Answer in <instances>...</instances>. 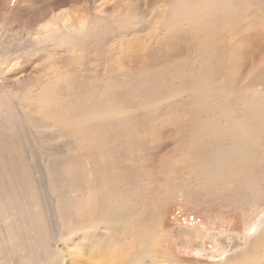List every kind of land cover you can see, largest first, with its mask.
Segmentation results:
<instances>
[{"label": "rangeland", "instance_id": "374dc122", "mask_svg": "<svg viewBox=\"0 0 264 264\" xmlns=\"http://www.w3.org/2000/svg\"><path fill=\"white\" fill-rule=\"evenodd\" d=\"M227 1L0 0V264H264V0Z\"/></svg>", "mask_w": 264, "mask_h": 264}, {"label": "bare ground", "instance_id": "6f19581e", "mask_svg": "<svg viewBox=\"0 0 264 264\" xmlns=\"http://www.w3.org/2000/svg\"><path fill=\"white\" fill-rule=\"evenodd\" d=\"M221 1V0H220ZM183 2V1H182ZM226 2H228L227 0H226ZM184 3V2H183ZM186 5V4H185ZM183 8V7H182ZM204 12V11H203ZM198 13V12H197ZM195 14V13H194ZM199 14H203V13H199ZM199 14H198V16H199ZM184 15V14H183ZM202 16V15H201ZM216 16V15H215ZM185 17V16H184ZM196 17V16H195ZM190 18V17H189ZM188 18V19H189ZM198 18V17H197ZM197 18L196 19H194L195 21L197 20ZM200 19V18H199ZM47 27H49V26H47ZM174 27V26H173ZM47 33V32H46ZM42 35V34H41ZM49 37V36H48ZM3 43V42H2ZM3 45V44H2ZM7 45V44H6ZM21 90V89H20ZM194 111V110H193ZM192 111V112H193ZM263 115H264V112H261V113H256L255 114V117L256 118H259L258 119V121L259 120H262V121H264V117H263ZM6 125H8V124H6ZM6 127V126H5ZM5 127H3V128H5ZM262 129V128H261ZM257 130L258 131H260V129L257 127ZM262 131L264 132V128L262 129ZM15 133V132H14ZM17 133V132H16ZM17 135V134H16ZM225 135V134H224ZM227 135V134H226ZM223 136V135H222ZM230 137H236L237 138V136L236 135H234L233 133L232 134H230L229 135ZM261 136V135H260ZM242 137H248V136H241V135H239L238 136V138H237V141L236 142H238V143H242V141H243V138ZM235 139V138H234ZM185 140V139H184ZM185 142V141H184ZM243 143H245V141H243ZM251 143V142H250ZM253 143V142H252ZM263 144V143H262ZM260 145V144H259ZM259 145L257 146L258 147V150H257V148L255 147V145H252V146H248V148H247V150H246V152L247 153H249V154H255L256 153V151L258 152V154L260 153V152H262L261 151V149H262V147L261 148H259ZM236 150H240V149H236ZM226 151H224V153H225ZM222 153V152H221ZM223 155V154H222ZM226 155H227V153H226ZM220 156V155H219ZM240 157L242 156V155H239ZM256 156H258V155H256ZM221 159H223V158H221ZM231 160H233V159H231ZM237 160V159H236ZM244 160V159H243ZM238 161V160H237ZM203 174V173H202ZM223 179V177L221 176V174H220V172H219V175H214L213 173H211V172H207V174L205 175V177H204V181L205 182H207V181H210L209 183L212 185V184H214V183H220V181ZM219 185V184H218ZM213 186V185H212ZM107 189V188H106ZM108 196H110V195H108ZM4 197H5V183L4 182H0V199H4ZM94 202H95V200H94ZM96 202H97V200H96ZM104 202V201H103ZM110 202V201H109ZM99 203V202H98ZM98 203H96L97 205L96 206H98L99 204ZM118 203V202H117ZM101 204V203H100ZM117 206V205H116ZM97 209V208H96ZM119 210V209H118ZM118 210H117V212H118ZM96 212V214H97V210L95 211ZM113 212V211H112ZM102 213V212H101ZM120 213H121V211H120ZM113 215H114V213H113ZM122 215V214H121ZM106 216V215H105ZM110 217V216H109ZM123 217V216H122ZM99 218V217H98ZM102 218H103V216H102ZM115 220V219H114ZM115 221H117V220H115ZM118 225V224H117ZM131 226V224L130 223H127L125 226ZM94 227V226H93ZM106 227V226H105ZM107 228V227H106ZM109 228V227H108ZM105 229V228H104ZM91 230V229H90ZM89 230V231H90ZM253 230V229H252ZM102 231V230H101ZM255 231V230H254ZM6 233V232H5ZM103 235V234H102ZM90 236V235H89ZM94 236V235H93ZM260 236V235H259ZM87 237V236H86ZM84 238V237H83ZM88 238V237H87ZM93 239V238H92ZM16 242H18V241H16ZM129 253V252H128ZM5 254H7V264H9V259H12V256H11V254H12V248L11 247H9V248H7V252L5 253ZM19 255V254H18ZM128 256L130 255V254H127ZM32 256H29V257H26V258H20V262H21V264H35L34 262H35V260H32V259H30ZM118 257V256H117ZM130 257V256H129ZM228 256L226 255V257H225V259L227 258ZM118 259H119V257H118ZM142 259H143V255L142 254H137V255H133V257H130L129 258V260L128 261H126V262H124L123 260H122V262H120L119 264H146V263H144L143 261H142ZM3 262H4V264H6V260H5V258L3 259ZM17 264V263H16ZM110 264H117L116 262H113V263H110ZM147 264H158V261H157V259L156 258H153L149 263H147Z\"/></svg>", "mask_w": 264, "mask_h": 264}]
</instances>
